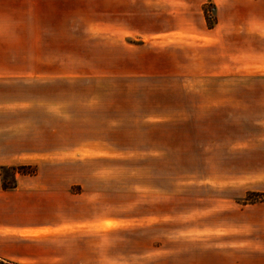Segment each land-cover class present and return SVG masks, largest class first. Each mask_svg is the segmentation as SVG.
<instances>
[{"label": "rangeland", "instance_id": "rangeland-1", "mask_svg": "<svg viewBox=\"0 0 264 264\" xmlns=\"http://www.w3.org/2000/svg\"><path fill=\"white\" fill-rule=\"evenodd\" d=\"M35 1L59 8L37 10L27 21L45 26L33 33L37 57L64 73L87 75L33 81L36 122L51 128L56 122L41 101L127 104L111 113L70 109L67 126L59 128L67 150L108 130L98 138L126 152V158L82 160L114 183V211L128 223L114 228V264H264V82L194 79L216 69L217 58L205 51L197 60L205 45L197 14L182 17L175 0ZM207 10L209 28L214 6L204 5V17ZM20 11L3 22H23ZM190 23L194 35L161 33L165 25ZM16 89L11 94L25 95V86ZM160 118L167 122L156 126ZM121 193L124 208L116 207Z\"/></svg>", "mask_w": 264, "mask_h": 264}, {"label": "crops", "instance_id": "crops-1", "mask_svg": "<svg viewBox=\"0 0 264 264\" xmlns=\"http://www.w3.org/2000/svg\"><path fill=\"white\" fill-rule=\"evenodd\" d=\"M121 1L138 6L143 0ZM175 1L181 4L176 12L182 17L197 14V28L205 44L195 55L197 60L201 62L205 51L217 58L216 69L200 71L194 79L216 78L224 83L233 81L234 86H239L243 78L264 82V73H258L264 70V0ZM207 3L214 6L216 21L209 28L203 14ZM48 5L35 0H0V264H114V228H124L128 223L122 213L114 211V183L101 170L88 171L82 160L126 158V152L98 138L108 130L87 140L84 146L67 150L59 128L67 126L66 112L70 109L111 113L127 104L93 97L84 104L67 103L66 99L50 105L41 101L44 115L50 120L56 118V122L53 128L36 122L33 81L87 78L59 71L58 66L51 67L50 61L37 57L33 33L44 31L45 26L27 21L37 10L52 9ZM17 10H21L23 22H3ZM189 25L195 23L176 28L165 25L161 33L168 31L164 35L171 39L180 31L192 30L189 34L194 35L197 28ZM17 85L25 86L24 96L11 94ZM74 117L71 114L68 119ZM163 120L156 119V126L167 122ZM104 144L107 146H100ZM18 166L35 167L36 172L15 174L12 183L8 175L4 182L8 188L4 189L1 168ZM116 195L123 197V193ZM127 206L123 199L116 204L118 208Z\"/></svg>", "mask_w": 264, "mask_h": 264}, {"label": "trees", "instance_id": "trees-1", "mask_svg": "<svg viewBox=\"0 0 264 264\" xmlns=\"http://www.w3.org/2000/svg\"><path fill=\"white\" fill-rule=\"evenodd\" d=\"M205 13V18L208 19V16ZM1 173H3L2 178H3V188L6 189L8 186L4 183L5 178L9 175L10 176V182L12 183L14 180V175L15 174H23V175H33L35 174L36 170L35 167H30V166H18V167H13V168H1Z\"/></svg>", "mask_w": 264, "mask_h": 264}, {"label": "built area", "instance_id": "built-area-1", "mask_svg": "<svg viewBox=\"0 0 264 264\" xmlns=\"http://www.w3.org/2000/svg\"><path fill=\"white\" fill-rule=\"evenodd\" d=\"M206 14H207L208 18L211 17L210 12L208 10L206 11Z\"/></svg>", "mask_w": 264, "mask_h": 264}]
</instances>
